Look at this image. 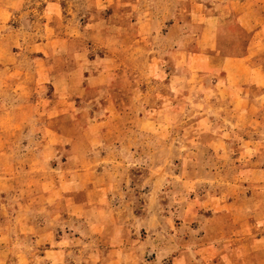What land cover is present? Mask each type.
I'll return each mask as SVG.
<instances>
[{
	"label": "rangeland",
	"instance_id": "obj_1",
	"mask_svg": "<svg viewBox=\"0 0 264 264\" xmlns=\"http://www.w3.org/2000/svg\"><path fill=\"white\" fill-rule=\"evenodd\" d=\"M238 1L215 51L189 0H0V264H264V0Z\"/></svg>",
	"mask_w": 264,
	"mask_h": 264
},
{
	"label": "crops",
	"instance_id": "obj_2",
	"mask_svg": "<svg viewBox=\"0 0 264 264\" xmlns=\"http://www.w3.org/2000/svg\"><path fill=\"white\" fill-rule=\"evenodd\" d=\"M189 1H190V4L192 5L191 10H193V13L194 12L198 13L199 11H201L202 15L205 17L204 18L205 22H204V26L202 28V34H201V36H202L201 42L207 43V49L215 50V51H217V50L222 51V50L228 48V46L230 45V42L228 43L226 40V37H224V34H225L224 32H226V28L228 27V25H227L228 22L226 21V19H229L231 17L234 18L237 28L238 29L240 28L243 32L245 31L243 24L241 23V19L245 18L246 15H248L249 10H247L245 12L244 4H243V6H241V1H238V0L237 1H235V0H206V1H211L210 7L206 3H203V5L199 6L198 4H200L202 0H189ZM239 6H241V7L239 8ZM49 7L50 6H48L47 9H45V11L43 10L44 15H46V13H47L46 11L48 10ZM263 8L264 7H262V9ZM52 9L54 10L52 12L57 13V9H58L57 4H56V6L55 5L51 6V9H49V10H52ZM195 9H197V10H195ZM260 17H261V15H260ZM215 23H217V25L221 28V31H219V32L217 31L216 35L214 36V38L212 40L210 37L204 38V36L211 35V33H212L211 27L214 26L213 28H216L215 26H217ZM257 28L258 29L255 32V35H258L259 39L254 41V43H253L254 47L253 48H260L262 46L264 47V29H263L264 26H258ZM207 39H210V40H207ZM227 62L228 61H226V63ZM253 68L254 69H253L252 73L254 75H256L257 79H258V80L255 79L254 83L258 84V85H262L264 83V67L263 66L258 67V65H255ZM258 81L260 83H258ZM65 195H67V194H65ZM73 195H75L81 201L84 198L83 193L81 196H79L78 193L70 194V196H73ZM71 201H72V198L68 197L64 200L63 203H68L69 205H73V204L78 205V203H79L78 200L75 202H71ZM94 227L100 228V225H94ZM124 228H125L124 235L123 236H121V235L114 236L113 242L116 243V241L120 242L122 240V244H125V246H126V245H129L132 243V238L127 236L128 227L126 225H124ZM121 261L120 260H118V261L113 260L112 263L114 264V263L118 262V263L122 264ZM190 264H191V262H190Z\"/></svg>",
	"mask_w": 264,
	"mask_h": 264
}]
</instances>
